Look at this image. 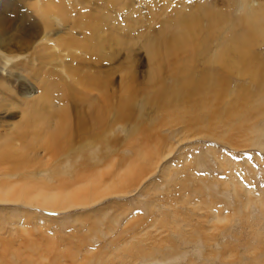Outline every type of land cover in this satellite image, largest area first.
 <instances>
[{
	"label": "rangeland",
	"instance_id": "374dc122",
	"mask_svg": "<svg viewBox=\"0 0 264 264\" xmlns=\"http://www.w3.org/2000/svg\"><path fill=\"white\" fill-rule=\"evenodd\" d=\"M36 1L0 0L2 37L10 42V46L16 49L17 53L20 52L17 43L24 47L23 51L28 49L24 54L27 57L34 52V47L28 48L32 41L38 37L39 42L48 30H51V40L46 44L53 47H56L59 39L76 37L82 40L85 34L87 36L93 34L88 26L82 28L79 24L83 26L90 22L102 23V28L110 31L105 24V20L109 19L114 25L122 26L128 31L125 17L129 11L128 7L122 8L110 0L101 2L43 0V2L52 1L65 10L59 13L53 11L51 17L47 16L48 19L40 16ZM133 1L136 11L129 18H137L140 15L146 18L152 9L162 11V3L165 2V0ZM170 1L172 7L170 5L167 8L168 16L172 8L178 7L186 0ZM186 2L192 3L193 0ZM153 3L156 5H152ZM102 5H105L106 11H102ZM169 8L171 11L168 10ZM56 17L59 20H53ZM159 23L161 24L158 21L154 23L156 30L161 28ZM60 48L58 51L56 49L60 58L49 63L51 65L46 61L43 67L45 69L40 68L38 59L34 62L40 71V79L43 83L41 86H47L49 93L47 96L57 107L54 111L50 109L51 114H56L58 108L64 109L72 114V123L76 127L77 115L82 110L71 102L76 98V88L81 90L82 87L75 85L69 78L67 65L84 68L82 59H88L89 56L78 55L79 58H83L81 61L75 60ZM258 51L261 52L259 57L264 75V44ZM135 52L139 63L136 65L137 75L141 79L146 70V55L140 45ZM21 60L29 61L26 57H22ZM50 60L48 58V61ZM93 60L98 58L95 57ZM118 65L121 67L128 65L124 50L114 62L104 60L100 68L107 70ZM10 66L14 68L17 65L11 63ZM96 69L95 64H91L87 70L96 71ZM215 69L219 68L215 67ZM22 73L26 79L32 76V73L28 75L26 72L22 71ZM195 74L201 76V70L197 69ZM17 77L18 75L15 74L6 77L3 81L8 80L11 87L7 90V101L19 103L21 99L24 100L22 93L26 91H32L35 95L42 92V89L39 90L38 86L30 82L26 81V86L17 82ZM229 77L232 91L240 93L241 99L236 100V96L232 94L233 109H230L227 102L225 105H220L221 114L227 113L228 110L231 116V123L228 122L227 127L216 130L189 129L190 131L185 132L187 138L179 143L180 141L176 139L180 137L178 132L184 128L183 125L172 129L169 127L170 123L161 124L164 128L156 127L160 122L165 124L168 119L162 110L153 106L141 113L148 130H153L150 133L156 128H162L161 131L157 129L158 132L156 130L154 134L151 133V137L155 136V140L151 139L150 144L146 146L144 144L145 147L154 145L158 135L164 136V134H167L168 141L175 142L177 147L168 160L160 165L161 169L154 170L141 179L134 177L123 193L107 195L98 199L96 204L94 202L93 205L90 203L86 207L75 206L66 212L45 210L37 206L30 207L21 201L0 202V262L4 260V262L14 261V264H264V216H262L264 215V85H260L250 77H240L234 73ZM113 78L114 89L119 96L123 95L118 101L127 98L128 94L124 93V95L119 90V74L116 73ZM186 81V78L182 79L181 83ZM196 87L197 82L194 81L186 90L194 91ZM153 94L154 90H152ZM80 98L77 97V100ZM83 98L85 96H82L80 101L85 104ZM138 100L139 98L136 101ZM179 110L178 113H182L183 110ZM10 111L17 116L20 114V108L12 107ZM4 112L5 108H0V137L6 136L9 128L7 122L10 123L18 118L7 117ZM108 117L111 118L110 115ZM119 125H116L113 131L106 130L104 135L107 139L119 141L120 152L128 151L132 155L127 142L143 145L144 138L138 132L130 136L126 135L124 131L126 126ZM85 138L92 137L81 131L76 132L69 148L80 147L83 142L85 143ZM47 159L48 162L50 160L52 168H65V156L62 159L58 156H47ZM124 164L121 158L116 164L118 171L135 168V164H131L132 166L125 164L126 167ZM108 170L107 166L103 167L104 175ZM35 172H32L33 175ZM20 179V176L13 178L12 182L21 181ZM23 181L26 180L23 179L19 184ZM246 190L250 193H246ZM19 249L21 259L12 255ZM5 250L11 251L7 258L3 256Z\"/></svg>",
	"mask_w": 264,
	"mask_h": 264
},
{
	"label": "bare ground",
	"instance_id": "6f19581e",
	"mask_svg": "<svg viewBox=\"0 0 264 264\" xmlns=\"http://www.w3.org/2000/svg\"><path fill=\"white\" fill-rule=\"evenodd\" d=\"M110 1L122 8L128 7L129 11L125 15L128 31L122 26L114 25L109 19L105 20V24L110 31L108 28V31L104 30L102 23L90 22L88 25L84 24L85 26L79 24L82 28L88 26L93 34H85L82 40L76 37L59 39L56 47H53L46 44L51 40V30H48L39 42L38 37L32 41L28 48L34 47V52L30 57L24 55L28 49L23 51L24 47L18 43L17 49L19 48L20 52H15L16 49L10 46L8 40L3 39L0 32V108H5L7 117L19 118L7 122L9 128L5 131L6 136L0 137V202L21 201L30 207L66 212L75 206L86 207L94 202L96 204L98 199L107 195L123 193L134 177L141 179L147 177L150 172L161 169L160 165L168 160L177 147L175 142L168 141L167 134L158 135L154 145L145 147L150 144L151 139L155 140V136L152 138L151 135L162 128H156L151 134L150 131L153 130H148L142 118L141 113L144 110L153 106L165 113L168 121L165 124L159 121L160 125L157 124L156 127L170 123L169 127L172 129L183 125L184 128L178 132L180 137L176 136V140L182 143L187 138L185 132L189 129L216 130L227 127L228 122L231 123L229 111L226 110L227 113L223 114L220 111V105H225L226 102L229 103L230 109H233L232 94L236 96V100L241 99L240 93L232 91L229 77L231 74L250 77L264 85L259 57L261 52L258 51L264 44V0H193L192 3L186 0L178 7L172 8L170 16L166 11L171 1L163 0L162 11H154L151 8V13L147 14L146 18L142 15L129 18L136 11L133 0ZM35 4L40 16L45 18L51 17L53 11H65L52 1L37 0ZM101 9L106 11L105 5H102ZM132 9L134 11H131ZM56 19L58 18H53ZM156 21L161 22L159 30L154 28ZM139 45L146 55V70L141 79L136 69L138 62L135 51ZM58 48L75 60L81 61L83 57L79 56L82 55L89 56L88 59H82L86 69L67 65L69 78L75 85L82 87L81 90L76 88L74 102L69 100L71 104L75 103L76 108L81 107L82 110L77 115L76 127L72 123V114L64 109L58 108L56 114H51L50 109L54 111L57 107L47 96V86H41L43 83L40 71L34 62L38 59L42 69L46 61L49 64L60 58L56 53ZM122 49L125 51V60L128 61L127 66L118 65L107 70L100 68L104 60L114 62L123 52ZM22 57L28 58L29 61L21 60ZM95 57L98 60H93ZM48 58L51 60L48 61ZM19 59L20 62L17 61ZM11 63L17 66L12 68ZM91 64H95L96 71L87 70ZM14 69H21L27 75L32 73V76L26 79L21 70ZM197 69L201 70V76L195 74ZM116 73L119 74V90L128 94L127 98L119 101L118 98L123 95L119 96L114 89L113 76ZM15 74L18 75L17 82L23 83L24 86L26 81L30 82L38 86L39 90L42 89V92L35 95L32 91H26L22 93L24 100L21 99L19 103L7 101L6 94L10 83L8 80L3 81ZM185 78L187 81L181 83ZM194 81L197 82L195 90H186ZM79 96H85L82 99L85 104L81 103V98L77 100ZM12 107L20 108L18 116L10 111ZM179 109L183 110L181 115L178 113ZM119 124L126 126V135L138 132L144 138L143 145L127 142L132 155L128 151L127 154L120 152L119 141L107 139L104 135L106 130L113 131ZM78 131L92 138H85V143L78 148H69L74 134ZM47 156H58L61 159L65 156V168H52ZM121 158L127 165L135 164V168L118 171L116 164ZM104 166L109 169L105 175ZM33 171H36L34 175ZM19 176L21 181H26L21 184V181L12 182L13 178ZM246 193L250 192L246 190ZM9 251L5 250L3 256L6 257ZM12 255L17 259L22 258L20 249ZM0 264H14V261L1 260Z\"/></svg>",
	"mask_w": 264,
	"mask_h": 264
}]
</instances>
